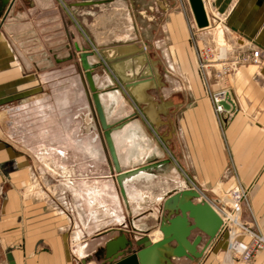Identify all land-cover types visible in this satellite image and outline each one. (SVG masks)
<instances>
[{"label": "crops", "instance_id": "obj_1", "mask_svg": "<svg viewBox=\"0 0 264 264\" xmlns=\"http://www.w3.org/2000/svg\"><path fill=\"white\" fill-rule=\"evenodd\" d=\"M203 1L207 28H198L188 0H16L2 11L0 264H9V253L14 264H81L119 229L159 240L161 234H151L163 214L155 194L179 186L196 188L226 218V203L218 200V206L206 193L238 182L253 185L252 208L264 226V59L257 67L224 71L199 65L208 38L226 48L219 63H234L229 47L264 49V0ZM102 19L109 24L94 29ZM121 44L136 53L122 74L152 76L143 102L134 100L99 53ZM84 53L121 170L166 162L148 174L153 178L141 179L156 184V193L140 183L127 188L125 199L118 193ZM216 96L232 103L229 119L216 112ZM8 128L9 139L1 134ZM58 155L94 168L104 162L106 173L94 169L93 176L109 179H61L56 195H25L36 160ZM50 174L43 176L48 185ZM237 259L219 232L202 258L175 262L243 264ZM248 264H264V248Z\"/></svg>", "mask_w": 264, "mask_h": 264}, {"label": "water", "instance_id": "obj_2", "mask_svg": "<svg viewBox=\"0 0 264 264\" xmlns=\"http://www.w3.org/2000/svg\"><path fill=\"white\" fill-rule=\"evenodd\" d=\"M198 28L209 26L208 14L203 0H188ZM14 0H0V16L5 8H9ZM92 2H82L83 5ZM129 44L106 46L99 53L104 61L119 74L121 82L136 102H143L144 90L148 88L152 76L141 74L126 76L122 72L125 60L136 55L134 51H126ZM82 65L85 70L86 81L92 93V100L99 118L104 137L106 139L111 158L116 171L115 180L122 197H127V188L142 183L141 179L153 178L148 175L166 162L153 163L129 170H121L116 151L110 136V126L100 102L99 91L94 85L93 66L87 60V53L82 54ZM226 109H230L228 101L222 102ZM144 184V183H143ZM151 186V185H150ZM150 186L143 189L153 191ZM196 188L179 186L171 192L155 194L156 200L161 201L162 216L155 226L161 238L153 241L148 233L137 237L134 232L119 229L118 235L106 240L103 246L91 257L84 259L81 264L95 262L96 264H176L175 260L187 259L195 261L203 257L204 252L219 234L223 219L211 203L201 198ZM154 198V199H155ZM9 264L12 255H7Z\"/></svg>", "mask_w": 264, "mask_h": 264}, {"label": "rangeland", "instance_id": "obj_3", "mask_svg": "<svg viewBox=\"0 0 264 264\" xmlns=\"http://www.w3.org/2000/svg\"><path fill=\"white\" fill-rule=\"evenodd\" d=\"M16 0H14V2L11 4L10 8H12V6L14 5ZM118 16V21L116 23V25L121 24V19H119V15ZM122 18V17H121ZM96 24V23H95ZM105 24H109L107 19H102L101 21H99L96 25H93L94 29H98V30H102V26ZM91 34V33H90ZM216 36V35H215ZM118 40L119 39H124L126 38V35H118L117 36ZM89 38L87 39L86 37V43L89 44ZM90 45V44H89ZM223 46L216 45L215 39H207L206 42V47L203 50V52H201V57L202 60L200 62V69L202 70H206L207 68H217L221 71H224L225 68L227 70L229 69H236L239 66L242 65H246V66H255L257 67V65H261L262 61L264 59V56L262 57V60L259 63H236V58L234 63H229L226 64L224 62L219 63L221 59H225V57H221L220 56V48ZM225 50L226 48L223 47ZM251 49L254 47H237V48H233V47H229V51H232L234 56L237 55V51L240 49ZM259 49H262L259 47ZM264 51V49H262ZM227 54V52H226ZM202 64H206V68L202 67ZM223 75V74H222ZM221 81V80H220ZM214 99V98H213ZM12 114V113H11ZM230 116V115H229ZM229 116H225V118L229 119ZM11 118V117H10ZM2 136L9 139V137L11 136V132L10 129H4L1 132ZM48 149V148H47ZM49 149H52V147H49ZM53 152L56 153H61L60 150H55L52 149ZM27 151V149H26ZM42 153L46 152L45 148H42L41 150ZM41 157V156H40ZM61 157V156H60ZM59 155L57 156L56 160L53 159H48V158H39L36 160L35 162V167H33V174L32 177L28 178V182L26 183V192L25 195L30 196V195H35V191H37L41 196L44 197L46 195H56L55 193V186H57L60 183L61 179L64 178H68L71 179L73 181L76 180H101L102 183L107 182L109 178L104 177L101 175V177H96L93 176L92 172L94 169H101V173H106V170L108 169L107 165L102 162L100 167H93L92 164L90 162H82V161H77L74 160L73 158H70L68 156L63 157L62 160L60 159ZM61 165L64 166L65 169H61ZM50 170L55 171L56 175L55 176H51L50 179V185L46 184L44 182L43 176L44 175H51L50 174ZM60 171V172H58ZM62 171V173H61ZM65 172V174H64ZM59 173V174H58ZM71 174V175H69ZM116 173H114L115 175ZM104 175V174H103ZM35 176L37 177V179L35 178ZM96 177V178H94ZM262 179V183H264V177L261 178ZM259 180H257L256 184L259 183ZM158 178H154L152 183H157ZM141 185L143 183H140ZM139 185V184H138ZM143 186L145 187V183L143 184ZM151 188H153V192L156 193L155 187L156 184H151L150 186ZM253 189V185L251 186H246V185H242L241 183H237L234 187L228 189V190H224V191H220V192H216V193H212L209 194V192H207V196L211 198V201H213L214 203H218V200H222L226 203V207L227 210L229 211V214L233 217V218H237L234 221L233 226L232 219H229L230 224H227L226 226H224L222 228V230H220V233L223 235V237H225L226 242H227V248L229 250H232L234 253V256H238V259L241 263L243 264H248L252 261L254 255L256 254V252L262 248H264V244L261 245V247H259L260 245L258 244V237H264V226L260 224V218L258 217V214L254 211V209L252 208V200L254 199V193L251 191ZM118 193L121 195L120 191H118ZM220 202V201H219ZM218 206L219 203L217 204ZM149 220H152V217L148 218ZM260 221V222H259ZM156 226V223L155 225ZM231 227H233V231L230 229ZM155 232V227L153 228L151 234ZM154 234V233H153ZM239 244V245H238ZM238 246H247V248H249L250 250H252V257L250 259H245L244 258V251H236V247Z\"/></svg>", "mask_w": 264, "mask_h": 264}, {"label": "built area", "instance_id": "obj_4", "mask_svg": "<svg viewBox=\"0 0 264 264\" xmlns=\"http://www.w3.org/2000/svg\"><path fill=\"white\" fill-rule=\"evenodd\" d=\"M210 25V23H209ZM264 56V51L262 49L259 48H249V49H240L237 51V55H236V63H259L262 60V57ZM203 68H206V64H202ZM226 98H222L219 96L214 97L213 101H214V106H215V110L219 115H225L226 117L229 116L231 113V109H226L222 102L223 101H227L225 100ZM194 188V187H192ZM202 195V194H201ZM203 199H205L203 196L201 197ZM207 200V199H206ZM219 213V212H218ZM221 215V213H219ZM223 215H221L222 217ZM225 217H222L223 219V225L222 228L224 226L227 225V221ZM221 228V230H222ZM258 241H259V247H261L262 244H264V237H258ZM239 245V244H238ZM263 246V245H262ZM237 252L239 251H244V258L245 259H250L252 257V250H250L249 248H247V246H238L235 248Z\"/></svg>", "mask_w": 264, "mask_h": 264}, {"label": "bare ground", "instance_id": "obj_5", "mask_svg": "<svg viewBox=\"0 0 264 264\" xmlns=\"http://www.w3.org/2000/svg\"><path fill=\"white\" fill-rule=\"evenodd\" d=\"M206 28H207V27H206ZM225 52H226V50H225L223 47H221V48H220V53H219L220 56H221V57H225ZM223 95H224V94H223ZM91 96H92V95H91ZM228 97H229V96H228ZM228 97H227V98H228ZM229 104H230V106L232 107V103L229 102ZM233 106H234V105H233ZM231 107H230V108H231ZM61 169H65V168H64V167H61ZM52 172L56 175V172H55V171H52ZM58 172H60V171H58ZM61 173H62V171H61ZM58 174H59V173H58ZM62 174H63V173H62ZM64 174H65V172H64ZM69 175H71V174H69ZM64 179H65L67 182H72L71 179H68V178H64ZM201 197H202V196H201ZM211 205H212V204H211ZM212 206H213V205H212ZM213 207H214V206H213ZM214 208H215V207H214ZM215 209H216V208H215ZM226 218H227L228 220H229V219L234 220V218H233L230 214H226ZM157 232L160 234V232H159L158 230L155 231V232H153L154 234L156 233V235L154 236V238L158 236V233H157ZM153 233H152V234H153ZM154 234H153V235H154ZM160 238H161V237H160ZM160 238H159V239H160ZM156 241H158V240H156ZM154 242H155V241H154ZM89 263H95V262L91 261V262H88V263H86V264H89Z\"/></svg>", "mask_w": 264, "mask_h": 264}]
</instances>
